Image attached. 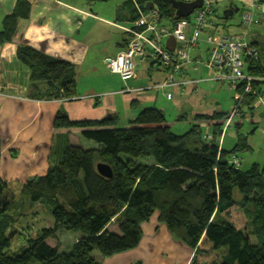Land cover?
Listing matches in <instances>:
<instances>
[{"label":"trees","instance_id":"trees-1","mask_svg":"<svg viewBox=\"0 0 264 264\" xmlns=\"http://www.w3.org/2000/svg\"><path fill=\"white\" fill-rule=\"evenodd\" d=\"M150 2L164 18L178 19L166 0H129L124 8L135 21L149 11ZM30 11L27 0H17L4 20L0 43L14 38L19 19L29 18ZM17 54L30 70L29 94L34 99L69 100L77 95L76 64L28 43L19 44ZM257 63L249 71L264 75V65ZM254 84V90L264 88V82ZM245 101L251 111L260 102L257 94ZM226 116L224 111L195 116L213 125L209 141L201 124L174 132L164 111L156 107L143 109L126 127H111L112 118L73 121L59 110L55 128L81 127L93 146L66 139L59 162L23 185L22 196L52 207L53 221L30 235L20 252L9 253L12 191L0 176V264H102L105 258L138 247L143 225L155 216L193 250L190 264H264V163L241 169L232 162L239 151L251 148L241 131L232 149L220 143ZM1 152L0 143V164ZM99 163L111 167V177L99 173ZM62 231L79 234L66 251L61 250Z\"/></svg>","mask_w":264,"mask_h":264},{"label":"crops","instance_id":"crops-1","mask_svg":"<svg viewBox=\"0 0 264 264\" xmlns=\"http://www.w3.org/2000/svg\"><path fill=\"white\" fill-rule=\"evenodd\" d=\"M27 1L31 4L29 18L19 19L14 38L0 43V176L9 184L17 182L22 190L29 179L45 174L50 159L60 156L66 139L74 144H91L82 135L81 127L55 128V117L62 109L73 121L112 118L114 125L111 127H126L143 109L156 107L165 114L166 110L174 112L172 118L169 116L172 121H168L172 128L183 123L190 125V128L193 124H201L203 129L214 130L211 122L195 119L196 115H212L222 111L219 104L213 105L210 101V89L214 87L210 82L202 81L196 85L165 90H122L126 84L120 76L111 72L108 59L121 52L132 35L129 29L135 23L124 8L129 0L118 1L113 9H105L103 4L89 0ZM216 1L224 4L223 11L231 4L240 7L239 19L234 20L233 15L227 21L230 22L232 34L244 32L241 11L253 2L256 4L255 1ZM261 2L258 10L260 22L252 26L248 33L259 50L264 44V1ZM16 3L17 0H0V32L3 31L6 16L14 11ZM219 8V4L216 5V14ZM213 25L216 27L219 22L213 21ZM203 41L202 37L195 50L201 48ZM21 43H28L48 55L76 64L77 95L69 100H39L30 96V70L17 54ZM194 51L192 55L195 61L180 78L208 75L207 68L201 62L206 58V49L198 54H194ZM137 58V76L128 81L129 86L146 87L166 78L164 68L144 56ZM263 59L260 58L261 65H264ZM204 83L210 86L209 90L207 86L201 87ZM38 86L42 91L46 88L43 82H38ZM231 91L235 101V92L233 89ZM168 92L173 94L171 99L167 96ZM257 107L264 109V101L255 104L253 111L249 107L240 116L241 122H237L236 130H241L239 123H242V117L254 112ZM192 257L193 250L175 239L155 216L143 225V238L138 247L105 258L102 264H190Z\"/></svg>","mask_w":264,"mask_h":264},{"label":"built area","instance_id":"built-area-1","mask_svg":"<svg viewBox=\"0 0 264 264\" xmlns=\"http://www.w3.org/2000/svg\"><path fill=\"white\" fill-rule=\"evenodd\" d=\"M254 1L256 4L253 2L241 11V24L245 29L243 34L239 35L224 31L212 32L216 9L215 3L211 0H202V5L194 9L192 14L175 20L164 18L160 9L154 6L147 13L141 14L134 24V29H129L132 35L127 45L117 55L108 59V66L112 73L118 74L126 82V87L122 89L124 92L165 90L177 86L196 85L202 81H219L229 86L234 90L236 100L225 120L222 130L224 135L232 126L234 119L250 107L245 101L249 94H257L259 100L264 101V88L254 90V81L264 82V75L249 71L254 61L259 65L261 58L259 48L248 38L251 27L260 22L258 10L262 3ZM137 27L144 28L138 31ZM203 36L208 47L206 58L201 62L207 68L208 75L201 78L189 76L180 78L179 76L186 73L189 65L195 61L192 54L199 47ZM170 37L176 39L173 50L166 45ZM138 56H144L164 68L167 72L166 78L146 87L128 86L127 82L137 76ZM167 96L171 99L173 94L168 92ZM205 138L213 140L212 130L205 134ZM222 139L223 136L220 143ZM232 162L239 163L236 158H233Z\"/></svg>","mask_w":264,"mask_h":264},{"label":"rangeland","instance_id":"rangeland-1","mask_svg":"<svg viewBox=\"0 0 264 264\" xmlns=\"http://www.w3.org/2000/svg\"><path fill=\"white\" fill-rule=\"evenodd\" d=\"M118 1H122V0H110V1L108 0L105 2L94 1L91 3L103 4L102 6H105V9H108V8L113 9L114 5H116ZM211 1L215 3V9H216V5L218 4L220 7L218 10V14H216V10H215V15L213 17V21L215 22L218 21L219 25L214 27L212 32L224 31L226 33H231L230 22L227 21L228 19L222 18L224 4L222 2L219 3L216 0H211ZM233 15H234V20H238L240 16V12L238 11ZM135 22L136 20L133 21V24ZM131 28L134 29L133 26H131ZM143 28L144 27H137L136 30L140 31ZM243 29L242 31H244ZM240 31L239 32L232 31V32L238 34L240 33ZM204 37L205 36H203V38ZM248 38L250 39L249 35H248ZM206 48H207L206 43L203 41L201 44V48L195 50L194 54H198L199 52H201L202 50ZM260 55L262 58H264V44L261 45L260 47ZM153 69H155V67ZM259 73L260 72H257L255 74H259ZM117 77H119L118 74H117ZM207 82H210L211 84H213L214 87H211L210 89V86L205 83L201 87L207 86L206 89L207 90L210 89L209 97H210L211 103L213 105L219 104L220 109L224 112H227V113L231 112L230 110L234 107L235 101L233 99V92L231 91L230 87L222 84L219 81H207ZM127 85H128V82H127ZM262 110L264 109L257 107L254 110L253 114L249 112L247 116L242 117L243 125H242L241 130H236L237 122H241L240 121L241 117L237 116L236 118H239V119L235 118L232 126L223 135L222 143H223L224 148L226 149H232L235 146V144L239 141V137H238V135H240L238 134L239 131L249 136L247 143L251 146L250 147L251 149H248V150L243 149L237 153V158L240 162L241 169H247L252 165V163H255V162H258L261 164L264 163V116L262 115V112H263ZM166 114H167L168 121L171 122L172 120L169 119V116L171 115V118H172V115L174 114V112H170V110H166ZM188 129H190V125L183 124V123L176 124L175 127L172 128V130L176 133H184L188 131ZM205 131H207V128L205 129ZM203 133H204V129H203ZM212 135L214 138V131L212 132ZM84 144H81V145L85 148L93 146V144H85V145ZM58 162H59L58 156H53L52 159H50V164L51 163L57 164ZM9 188L12 191V197L10 198L11 208L9 209L8 213H10L12 217H11V220L9 221L11 223V228L9 229V231H7V233H8V237L11 239V246H10L9 253H13L16 251L20 252L24 247H26L28 245L27 239L30 237V235H34L36 232H39L40 229L44 227L47 222H52L53 215L51 211L52 207L50 205L45 204V203L36 204L31 200L29 196H22L19 183L12 182L11 184H9ZM237 193L238 192H236V194ZM115 227H116L115 223H112L110 226L111 229H114ZM10 234H12V236H10ZM60 236H61L60 238L61 250L66 251L69 248L68 245L72 244L74 241L78 239L79 234L74 231H62L60 233ZM50 242L55 244L53 240H50ZM224 250H225L224 248L221 249L219 251V254L223 253Z\"/></svg>","mask_w":264,"mask_h":264},{"label":"water","instance_id":"water-1","mask_svg":"<svg viewBox=\"0 0 264 264\" xmlns=\"http://www.w3.org/2000/svg\"><path fill=\"white\" fill-rule=\"evenodd\" d=\"M166 1L168 2V4H170L175 9V13L178 18L189 16L190 14L193 13L194 9L202 5V0H195L191 2H184L181 0H166ZM153 7H154V4L150 2L146 6V9L150 10ZM239 10H240V7L231 4L226 10L223 11V17L225 19H228L230 16H232ZM166 45L170 49L173 50L176 45V39L174 37L168 38ZM97 169L99 173L105 177H111L113 174L111 167L106 163H99L97 165ZM10 236H12V234H10Z\"/></svg>","mask_w":264,"mask_h":264},{"label":"clouds","instance_id":"clouds-1","mask_svg":"<svg viewBox=\"0 0 264 264\" xmlns=\"http://www.w3.org/2000/svg\"><path fill=\"white\" fill-rule=\"evenodd\" d=\"M180 18H182V17H180ZM245 112H247V110L245 111ZM244 113V112H243ZM243 113H242V115H243ZM207 132H209L208 130L207 131H205V128H204V138H205V134L207 133ZM212 132H213V130H212ZM206 139V138H205ZM207 140V139H206ZM234 158H236V159H238L237 157H234ZM238 162H239V160H238ZM240 163V162H239ZM238 163V164H239Z\"/></svg>","mask_w":264,"mask_h":264},{"label":"bare ground","instance_id":"bare-ground-1","mask_svg":"<svg viewBox=\"0 0 264 264\" xmlns=\"http://www.w3.org/2000/svg\"><path fill=\"white\" fill-rule=\"evenodd\" d=\"M194 1H195V0H194ZM155 83H158V82H155ZM229 113H230V112H229ZM229 113H228V114H229ZM228 114H227V116H226L225 120L227 119V117H228ZM241 116H242V115H241ZM227 131H228V130H227Z\"/></svg>","mask_w":264,"mask_h":264}]
</instances>
